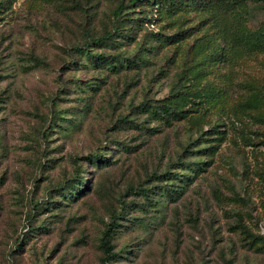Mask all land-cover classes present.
I'll return each instance as SVG.
<instances>
[{
	"label": "rangeland",
	"instance_id": "374dc122",
	"mask_svg": "<svg viewBox=\"0 0 264 264\" xmlns=\"http://www.w3.org/2000/svg\"><path fill=\"white\" fill-rule=\"evenodd\" d=\"M130 1L0 0V264H264V0Z\"/></svg>",
	"mask_w": 264,
	"mask_h": 264
},
{
	"label": "trees",
	"instance_id": "16d2710c",
	"mask_svg": "<svg viewBox=\"0 0 264 264\" xmlns=\"http://www.w3.org/2000/svg\"><path fill=\"white\" fill-rule=\"evenodd\" d=\"M142 1V0H131L130 2L132 3H136V2ZM226 1V5H229L230 3H234L236 2V0H225ZM125 7H120L118 8V11L115 14H119L121 10H123ZM219 26H221V23L219 22ZM245 41L247 43V48L249 50H252L256 47H259L261 45L264 44V27L256 34L250 36V37H246ZM105 42H109V38L106 39L104 36L101 37H95L93 39V43L94 44H98L101 45ZM242 53V52H241ZM103 61H105L104 59H102ZM102 61V62H103ZM99 157L98 156H94L93 160L94 161H98ZM81 183H79V187H81ZM65 188H62L61 190H64ZM72 190L73 192H75L76 190L74 189V186H72ZM70 194V193H69ZM111 236H112V229L108 228L106 231L103 232L102 234V238H101V248L103 251V258L101 260L102 264H111V260L112 258L115 257L114 253H113V246L111 244Z\"/></svg>",
	"mask_w": 264,
	"mask_h": 264
}]
</instances>
